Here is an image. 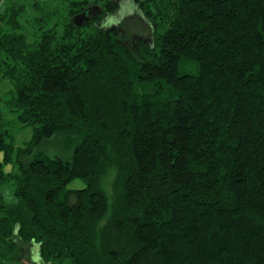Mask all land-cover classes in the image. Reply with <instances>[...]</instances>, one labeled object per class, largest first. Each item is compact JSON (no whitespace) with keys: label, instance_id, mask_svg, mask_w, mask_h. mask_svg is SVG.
I'll return each mask as SVG.
<instances>
[{"label":"trees","instance_id":"obj_1","mask_svg":"<svg viewBox=\"0 0 264 264\" xmlns=\"http://www.w3.org/2000/svg\"><path fill=\"white\" fill-rule=\"evenodd\" d=\"M132 1L151 43L102 26L116 0L0 11V264H264V0Z\"/></svg>","mask_w":264,"mask_h":264},{"label":"rangeland","instance_id":"obj_2","mask_svg":"<svg viewBox=\"0 0 264 264\" xmlns=\"http://www.w3.org/2000/svg\"><path fill=\"white\" fill-rule=\"evenodd\" d=\"M19 3H23L22 0H16ZM24 1V0H23ZM49 1V0H47ZM119 3V9L116 12L115 16L109 17L108 20L104 21L102 26L107 28L110 25H119L121 24L122 32L124 34V37L126 38V41H128V45H132L135 40V36H144V38L148 42H152L153 40V31L152 28L149 26V24L142 18L140 12L135 7L132 0V5L134 6V9L129 5V0H116ZM7 0H1L0 2V11L4 7ZM3 4V5H2ZM31 6V4L29 5ZM28 12L23 16V23L25 24L27 31L29 33L34 32L32 29L33 24V18L31 16L35 15L36 13L30 8L27 7ZM100 8L98 6L94 7L90 12V17L99 15ZM3 12V10H2ZM86 15V14H85ZM88 17V16H87ZM91 19V18H89ZM27 20H30V23H25ZM56 21V20H54ZM87 21H78L77 23L80 24L79 26H84ZM92 28L84 27L82 30L83 35H87L92 33ZM61 29H59V33L62 34ZM11 91V85L9 82L5 80H0V92L3 99H8L9 92ZM5 107L2 105L1 109H3V115L6 121L11 123V127L13 129L11 130L12 135L15 138L16 145H22L27 142H29L32 139V131L30 129L28 130H20L18 127V124L15 122V118L12 117L5 109ZM55 150L51 149V152H54ZM58 155H60L63 158H68L69 154L66 151H57ZM0 159H2V155H0ZM5 171L7 173L14 172L12 165H7L5 167ZM116 178V171L114 169H108L105 175L102 178L101 185L104 193L106 194L108 200L112 202L114 199V182ZM0 195H4L6 202L12 203L14 202V196H13V185H5L0 186ZM1 261V260H0ZM8 264H44L39 255V247L35 245H28L23 246L20 245L17 247V251L15 255L12 258L8 259Z\"/></svg>","mask_w":264,"mask_h":264},{"label":"water","instance_id":"obj_3","mask_svg":"<svg viewBox=\"0 0 264 264\" xmlns=\"http://www.w3.org/2000/svg\"><path fill=\"white\" fill-rule=\"evenodd\" d=\"M99 13H100V11H99ZM90 21V19H89V17H87L85 14H83V15H81L80 17H78V19H77V22L79 21ZM78 25H80V24H78Z\"/></svg>","mask_w":264,"mask_h":264}]
</instances>
